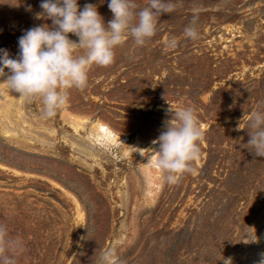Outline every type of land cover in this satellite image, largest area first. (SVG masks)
<instances>
[{"label": "rangeland", "instance_id": "374dc122", "mask_svg": "<svg viewBox=\"0 0 264 264\" xmlns=\"http://www.w3.org/2000/svg\"><path fill=\"white\" fill-rule=\"evenodd\" d=\"M41 2L0 0L11 58L24 31L51 27L36 18ZM77 2L112 19L109 0ZM173 2L145 45L129 37L113 64L93 65L52 119L39 99L9 101L0 80V222L25 245L18 264H100L109 249L120 264H264V158L246 145L251 113L264 108V0ZM193 15L196 40L183 35ZM169 107H192L204 134L195 171L176 184L155 167L152 143ZM72 116L86 120L76 133ZM94 121L134 146L94 144Z\"/></svg>", "mask_w": 264, "mask_h": 264}, {"label": "clouds", "instance_id": "9594fccd", "mask_svg": "<svg viewBox=\"0 0 264 264\" xmlns=\"http://www.w3.org/2000/svg\"><path fill=\"white\" fill-rule=\"evenodd\" d=\"M37 19L51 21L24 31L18 39L19 52L11 58L0 49V80L26 101L39 99L41 118H54L69 101V90L87 87L88 71L93 65L107 67L114 63V49L129 37L135 45L143 46L155 35L162 15L175 10L173 0H148L139 7L136 0H109L112 19L105 25L97 6L85 3L80 9L77 0H42ZM30 8V6H29ZM198 16L193 15L183 35L191 40L199 37ZM69 34L78 40L69 39ZM171 43L175 45V38ZM82 50L77 54V50ZM7 69V72L5 71ZM158 138L155 167L170 184H176L185 173L195 169L192 162L200 158L199 142L203 132L192 107L173 110ZM247 150L255 157L264 158V108L251 113L248 121ZM255 242V236L249 238ZM21 238L11 235L9 226L0 222V264H18L24 252ZM100 264H120L114 251L106 250ZM231 264V258L224 260Z\"/></svg>", "mask_w": 264, "mask_h": 264}, {"label": "bare ground", "instance_id": "6f19581e", "mask_svg": "<svg viewBox=\"0 0 264 264\" xmlns=\"http://www.w3.org/2000/svg\"><path fill=\"white\" fill-rule=\"evenodd\" d=\"M12 95H13V91H10L9 93H7V95H5V97L8 98V100L10 101ZM0 112L4 113L5 116H8L7 108H5L4 111H0ZM85 121L86 120L84 118L72 116L67 120V124L69 128L72 129L74 133H76L82 127L81 125ZM89 128H90L89 132L91 136V141L98 146L101 145L117 146L121 144H125L126 148H132L134 146V144L132 142H129L125 136L116 134L114 131L110 129L109 126L101 122L98 121L90 122Z\"/></svg>", "mask_w": 264, "mask_h": 264}]
</instances>
